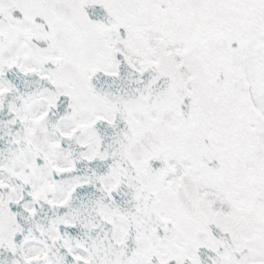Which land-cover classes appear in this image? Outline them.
I'll use <instances>...</instances> for the list:
<instances>
[{"label": "snow or ice", "instance_id": "6c2138e0", "mask_svg": "<svg viewBox=\"0 0 264 264\" xmlns=\"http://www.w3.org/2000/svg\"><path fill=\"white\" fill-rule=\"evenodd\" d=\"M0 264H264V0H0Z\"/></svg>", "mask_w": 264, "mask_h": 264}]
</instances>
